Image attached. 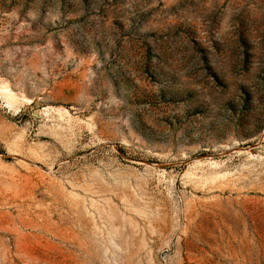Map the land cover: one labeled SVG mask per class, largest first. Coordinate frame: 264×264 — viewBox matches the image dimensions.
Returning <instances> with one entry per match:
<instances>
[{
  "label": "rangeland",
  "instance_id": "374dc122",
  "mask_svg": "<svg viewBox=\"0 0 264 264\" xmlns=\"http://www.w3.org/2000/svg\"><path fill=\"white\" fill-rule=\"evenodd\" d=\"M0 264H264V0H0Z\"/></svg>",
  "mask_w": 264,
  "mask_h": 264
},
{
  "label": "bare ground",
  "instance_id": "6f19581e",
  "mask_svg": "<svg viewBox=\"0 0 264 264\" xmlns=\"http://www.w3.org/2000/svg\"><path fill=\"white\" fill-rule=\"evenodd\" d=\"M5 90V93H8V97H10V98H14V96L12 95V93L10 92V90L8 91L6 88L4 89ZM9 98V99H10ZM11 100V99H10ZM14 101V100H13ZM10 102H12V101H10Z\"/></svg>",
  "mask_w": 264,
  "mask_h": 264
}]
</instances>
